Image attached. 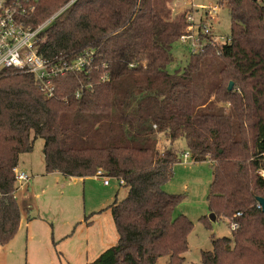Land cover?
Here are the masks:
<instances>
[{"label":"trees","instance_id":"1","mask_svg":"<svg viewBox=\"0 0 264 264\" xmlns=\"http://www.w3.org/2000/svg\"><path fill=\"white\" fill-rule=\"evenodd\" d=\"M69 1L40 0L27 25L39 26ZM173 1L75 0L46 25L37 47L49 60L88 55L89 69L56 77L51 97L32 74L0 76V247L21 222L14 167L42 138L46 173L84 178L101 169L128 190L105 209L117 241L86 264L163 257L186 264L194 222L178 211L183 195L164 189L185 138L189 158L212 169L209 213L239 223L231 236H212L202 263L264 264L257 201L264 197V0H221L230 41L190 54L171 72L189 12L173 14ZM211 221L200 217L205 226Z\"/></svg>","mask_w":264,"mask_h":264},{"label":"crops","instance_id":"2","mask_svg":"<svg viewBox=\"0 0 264 264\" xmlns=\"http://www.w3.org/2000/svg\"><path fill=\"white\" fill-rule=\"evenodd\" d=\"M24 164L19 161V168ZM44 169L45 166L38 171L30 168L29 182H17L21 222L15 237L0 247V264H86L118 239L113 225L110 227L114 224L111 213L105 210L115 200L112 194L103 193L97 201L87 202L84 210L76 203V196L71 200L68 196L76 182L84 181L87 188L97 177H64L59 172L46 173ZM49 178L47 185L53 187L51 191L45 185ZM52 191L59 193L58 201L62 203H52L54 194L51 202L44 203ZM95 222L100 228L94 227Z\"/></svg>","mask_w":264,"mask_h":264},{"label":"rangeland","instance_id":"3","mask_svg":"<svg viewBox=\"0 0 264 264\" xmlns=\"http://www.w3.org/2000/svg\"><path fill=\"white\" fill-rule=\"evenodd\" d=\"M171 5L173 14H178L187 8L189 9V13L193 14L195 20L204 17L206 10L212 5H218L219 10L217 11V15L214 14L213 17L208 20V24L211 26L214 35H230L231 19L229 10L225 4L221 3V0H175ZM172 52L173 60L168 65V70L171 72L182 69L190 58L189 49L180 40L174 42ZM179 144L182 153L188 152L185 138H181ZM43 145L44 140L42 138H37L33 150L21 155L20 162H25L21 169H25V171L30 173L28 170L30 168H33V171H38L42 167L44 168L45 159ZM95 177L97 178H94L91 180L90 184H87V188L85 182L82 180L76 182V184L70 188L68 196L70 200L73 196H76L75 201L79 203L81 210H84L87 202L97 201L100 196H103V193L112 194L113 199H121L126 196L128 190L126 187L119 185L118 179L110 177V183L105 185L103 177ZM211 180L212 169L209 162H194L191 158L185 160V158L182 157L181 162L174 165L173 178L164 185L166 191L183 195V200L179 205L178 211L187 215L188 218L194 222L193 230L188 236L189 249L185 253L186 264H203L201 254L203 250L211 249L212 236H231L233 232L228 218L219 217L214 221L212 220L209 226H205L200 222L201 216L210 214L208 208V194ZM49 182L50 178L48 180L46 179L45 185L49 184ZM46 188L50 191L53 190L51 185H47ZM54 191L47 194L48 197H46L44 203L51 202L52 194H54L52 203H62L58 201L60 197L59 193H55ZM94 227L100 228L99 223L95 222ZM110 227L115 231L114 233L116 235L117 230L115 225L111 224ZM76 235L79 236V231L76 232ZM166 259V257L160 258L157 264H166Z\"/></svg>","mask_w":264,"mask_h":264},{"label":"built area","instance_id":"4","mask_svg":"<svg viewBox=\"0 0 264 264\" xmlns=\"http://www.w3.org/2000/svg\"><path fill=\"white\" fill-rule=\"evenodd\" d=\"M40 0H0V76L5 70L13 69L18 72L32 74L37 81L39 89L47 96L55 94V78L65 73H77L89 69L91 61L88 55H77L72 58L49 60L38 51L39 35L52 20L65 10L75 0H70L57 13L39 26L32 28L27 25L26 19L32 14ZM203 8V7H202ZM218 5H212L206 10L204 17L195 20L193 14L186 13L185 25L179 40L186 45L190 54L203 52L207 46L221 45L230 41V36L214 35L208 20L217 15ZM81 95L76 92V97ZM189 152L184 153V158H189ZM17 182L27 183L31 179L30 174L14 167ZM95 176L103 177L105 185L110 183V176L105 175L99 169ZM119 183H123L119 180ZM258 207H262L258 204ZM237 212L235 216H240ZM239 227L237 221L231 222V228Z\"/></svg>","mask_w":264,"mask_h":264},{"label":"water","instance_id":"5","mask_svg":"<svg viewBox=\"0 0 264 264\" xmlns=\"http://www.w3.org/2000/svg\"><path fill=\"white\" fill-rule=\"evenodd\" d=\"M232 86H233V82L231 81L229 84V89H232ZM257 201L262 206V210L264 211V197H261V196L257 197ZM209 216L213 221L216 219V216L214 213H210Z\"/></svg>","mask_w":264,"mask_h":264}]
</instances>
